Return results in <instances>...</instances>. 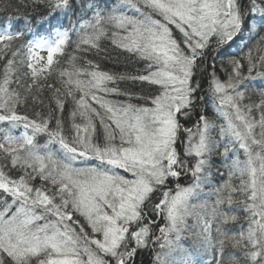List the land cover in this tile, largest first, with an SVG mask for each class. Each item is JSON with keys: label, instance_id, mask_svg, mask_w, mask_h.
Instances as JSON below:
<instances>
[{"label": "snow or ice", "instance_id": "obj_1", "mask_svg": "<svg viewBox=\"0 0 264 264\" xmlns=\"http://www.w3.org/2000/svg\"><path fill=\"white\" fill-rule=\"evenodd\" d=\"M253 50L264 0H0V264H264Z\"/></svg>", "mask_w": 264, "mask_h": 264}, {"label": "trees", "instance_id": "obj_2", "mask_svg": "<svg viewBox=\"0 0 264 264\" xmlns=\"http://www.w3.org/2000/svg\"><path fill=\"white\" fill-rule=\"evenodd\" d=\"M37 19H39V17H37ZM76 17H73L71 13H69L68 17L67 18H64L63 20V23L65 25V27H67L68 29H71V24L69 23V20H72L73 22L75 21ZM61 31H63L64 29H60ZM41 35H45L47 36V33H45L44 29H41L39 31V33L37 34V38H39V36ZM72 39H75V36L72 35ZM255 44V40H253L252 42L249 43V47H252V45ZM233 51H235V49H233ZM248 51L247 48L244 49V52L246 53ZM68 53L69 54H74L72 52V49H68ZM253 56L254 57H257L259 55H264V52H261V53H257L255 50H253ZM61 60H64V57H60ZM211 63V61L209 60V64ZM102 64V67L104 70H111V71H115V70H119V71H125V70H130V71H137L138 70V66L134 65V64H126L123 59L121 60V63L120 64H114L113 62L111 61H108V60H104L101 62ZM64 67H67V64L65 63L63 65ZM225 66L228 68V71L230 72L231 71V66L230 65H227V63L225 62ZM247 68H248V62L245 60L244 61V68L242 69V71L244 72L245 75H247ZM217 70H218V74L220 76V78L222 80H226L227 79V74L222 70L220 69V66H219V63H217ZM257 70H261L259 68V65H258V60H257ZM252 76L254 77V79L252 81H248L247 83H253V84H261V83H264V78L262 77H256L255 75V72L252 73ZM205 87H207V84H205ZM264 89H260V88H249L247 90V96L251 97V101L255 102V103H259L260 102V96H259V93L260 91H262ZM207 109H208V116L210 119H212L214 116H215V112H216V109H215V106L211 103H209L207 105ZM22 112L26 111L27 114L31 115L32 114V109L31 107H29L27 110L25 109H21ZM70 112H71V105L69 104L67 110L65 111L64 113V119L66 122H69V115H70ZM257 115H259V113H257ZM22 130V129H21ZM19 131H17L16 134H19ZM99 135L102 136L103 134V129H100L99 130ZM213 135L215 136L216 133L213 132ZM43 142V141H41ZM219 157H217L218 159ZM188 181H182V183H187ZM189 223H192V221L190 220ZM244 221H243V217L241 216V224H243ZM241 224H237L234 226L235 230L238 232L240 227H241ZM246 226V225H245ZM187 244H191L192 241L191 240H188L186 242ZM140 259H143L144 261V264H149V261L151 259V257H149L147 255V253H145Z\"/></svg>", "mask_w": 264, "mask_h": 264}, {"label": "rangeland", "instance_id": "obj_3", "mask_svg": "<svg viewBox=\"0 0 264 264\" xmlns=\"http://www.w3.org/2000/svg\"><path fill=\"white\" fill-rule=\"evenodd\" d=\"M42 55H44V56H46V52H44V53H41Z\"/></svg>", "mask_w": 264, "mask_h": 264}]
</instances>
